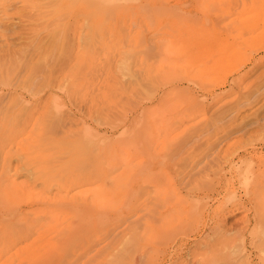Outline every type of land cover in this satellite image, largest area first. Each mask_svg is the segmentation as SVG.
Segmentation results:
<instances>
[{
	"label": "rangeland",
	"instance_id": "1",
	"mask_svg": "<svg viewBox=\"0 0 264 264\" xmlns=\"http://www.w3.org/2000/svg\"><path fill=\"white\" fill-rule=\"evenodd\" d=\"M262 240L264 0H0V264Z\"/></svg>",
	"mask_w": 264,
	"mask_h": 264
},
{
	"label": "bare ground",
	"instance_id": "2",
	"mask_svg": "<svg viewBox=\"0 0 264 264\" xmlns=\"http://www.w3.org/2000/svg\"><path fill=\"white\" fill-rule=\"evenodd\" d=\"M199 45H200V44H199ZM200 46H201V45H200ZM200 46H199V47H200ZM2 85H4V84H2ZM10 163H11V162H10ZM11 167H12V166H11ZM18 167H19V166H18ZM18 167H16V170H17ZM14 168H15V167H14ZM10 169H11V168H10ZM10 169H9V167H7V171H9ZM16 170H15V171H16ZM6 173H7V172H6ZM7 174H8V173H7ZM43 178H44L45 180H48V179H47V176H46V177H43ZM45 184H46V182H45ZM50 184H52V183H50ZM58 184H59V183H58ZM60 184H61V183H60ZM60 184H59V185H60ZM71 184H72V183H71ZM56 186H57V185H56ZM60 187H62V186L60 185ZM58 189H59V188H58ZM27 234H28V233H27ZM24 236H25V235H24ZM15 237H16V235H15ZM15 237H13V238H15ZM13 238H12V239H13ZM16 238H17V237H16ZM13 240H14V239H13ZM16 240H17V239H16ZM260 241H261V240H260ZM262 241H263V240H262ZM263 242H264V241H263ZM12 245H13V244H12ZM258 246H262V247H260V248H263V245H258ZM263 250H264V248H263ZM263 250H262V252H263ZM247 253H248V252H247ZM249 255H250V254H249ZM243 257H244V256H243ZM232 258H233V257L231 256V258H229V260H230V259H231V261L234 260V259H232ZM229 260H228V261H229ZM239 260H240V259H239ZM245 261H247V260L245 259ZM233 263H234V261H233ZM241 263H242V262H241ZM248 263H249V262H248ZM248 263H247V264H248Z\"/></svg>",
	"mask_w": 264,
	"mask_h": 264
}]
</instances>
